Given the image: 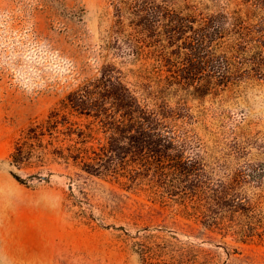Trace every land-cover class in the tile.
Masks as SVG:
<instances>
[{"label":"rangeland","instance_id":"obj_1","mask_svg":"<svg viewBox=\"0 0 264 264\" xmlns=\"http://www.w3.org/2000/svg\"><path fill=\"white\" fill-rule=\"evenodd\" d=\"M112 1L0 0V264H145L141 246L160 264H264V74L238 76L233 58L226 78L164 92L173 146L159 168L141 165L139 152L108 174L63 160L20 170L23 181L12 173L16 137L102 63L121 68L137 93L173 74L161 48L132 58L103 47ZM251 1L177 4L208 15L248 12L256 22L264 13L251 14ZM233 37L223 35L219 46ZM171 60L182 61L174 53ZM94 126L89 143L97 147L112 131ZM37 170L50 171L48 179H31Z\"/></svg>","mask_w":264,"mask_h":264},{"label":"trees","instance_id":"obj_2","mask_svg":"<svg viewBox=\"0 0 264 264\" xmlns=\"http://www.w3.org/2000/svg\"><path fill=\"white\" fill-rule=\"evenodd\" d=\"M112 3L114 27L103 47L132 58L141 56L145 47L161 48L173 74L155 80L158 89L137 93L124 80L121 68L113 62L102 63L97 75L70 89L43 120L32 122L16 137L7 161L20 180V170L57 160L78 164L87 174H108L117 171L128 153L134 157L139 152L141 165L159 168V156L173 146V127L168 120L173 119V106L164 93L171 84L199 90L205 86L204 80L229 76L234 65L230 58L241 63L236 68L238 76L264 74V14L252 22L248 12L246 17L238 10L201 14L195 5H178L177 0ZM251 4V14L257 9L264 13V0H252ZM225 34L234 37L224 48L219 40ZM169 46L173 48L168 50ZM171 53L182 61L171 60ZM138 75L142 78L146 72L140 69ZM137 85L145 87L142 82ZM147 99L153 101V107ZM95 122L112 131L107 142L97 147L89 143L94 138ZM49 174L37 170L29 176L47 180ZM139 252L145 264H160L148 260L149 252L143 246Z\"/></svg>","mask_w":264,"mask_h":264},{"label":"water","instance_id":"obj_3","mask_svg":"<svg viewBox=\"0 0 264 264\" xmlns=\"http://www.w3.org/2000/svg\"><path fill=\"white\" fill-rule=\"evenodd\" d=\"M69 186H71V185H69Z\"/></svg>","mask_w":264,"mask_h":264}]
</instances>
